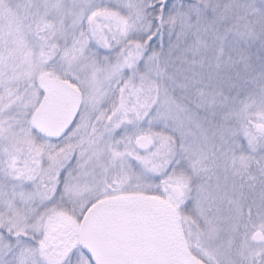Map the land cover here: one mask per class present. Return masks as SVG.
Masks as SVG:
<instances>
[{
    "label": "snow or ice",
    "instance_id": "1",
    "mask_svg": "<svg viewBox=\"0 0 264 264\" xmlns=\"http://www.w3.org/2000/svg\"><path fill=\"white\" fill-rule=\"evenodd\" d=\"M0 264H264V0H0Z\"/></svg>",
    "mask_w": 264,
    "mask_h": 264
}]
</instances>
